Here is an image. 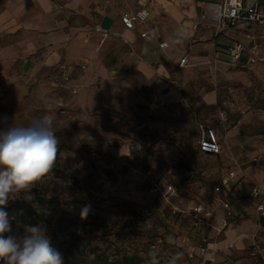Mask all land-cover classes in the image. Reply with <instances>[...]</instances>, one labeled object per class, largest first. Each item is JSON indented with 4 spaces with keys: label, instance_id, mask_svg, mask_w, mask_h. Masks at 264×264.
Masks as SVG:
<instances>
[{
    "label": "crops",
    "instance_id": "obj_1",
    "mask_svg": "<svg viewBox=\"0 0 264 264\" xmlns=\"http://www.w3.org/2000/svg\"><path fill=\"white\" fill-rule=\"evenodd\" d=\"M138 3L139 0H85L81 5L80 0L68 3L7 0L0 12V30L17 34L18 39L13 43L27 51L23 70L32 74L61 67L68 73L65 72L64 78L68 75L73 81V76L98 60L104 64L101 72L130 64L148 74L156 92L154 102L161 113L176 117L178 138L191 159L197 161L201 155L211 158L208 167L195 163L200 164L203 175L212 176V189L189 198L177 190L171 201L181 207L202 205L212 212L213 226L195 229L189 219L169 212L168 225L160 233L165 240L169 264H211L210 253L202 256L197 252L203 238L207 239L205 246L210 249L230 246L215 256L216 264L227 260L233 264H261L260 259L249 256L252 233L257 232L264 245V218L258 227L254 201L248 197L233 200L231 208L239 217L225 223L224 196L214 191L215 185L236 170L233 159L240 162L246 176L232 179L229 190L239 186L248 192L254 184L264 186V145H258L259 135L252 130L257 113L248 114V68L254 66L230 61L225 48L233 43L219 39L234 42L236 33L232 30L219 37H213V32L207 29L193 31L192 24L199 12L196 0H153L148 6L149 25L160 34L154 41L141 38L144 26L137 24L127 29L121 21V16L136 10ZM98 25L109 31L101 52L96 49L100 39ZM197 35L205 39L197 40ZM161 41L169 43L165 51L159 48ZM191 47L193 51L189 52ZM187 53L188 65L180 67L176 60ZM213 69L218 81L214 85L210 77ZM220 108L228 117L225 130H221ZM203 127L218 128L220 154L201 151L198 142Z\"/></svg>",
    "mask_w": 264,
    "mask_h": 264
},
{
    "label": "rangeland",
    "instance_id": "obj_2",
    "mask_svg": "<svg viewBox=\"0 0 264 264\" xmlns=\"http://www.w3.org/2000/svg\"><path fill=\"white\" fill-rule=\"evenodd\" d=\"M6 1L0 0V12ZM247 30H232L234 39L255 45L264 57V27L253 25ZM16 39L17 34L0 30V85L6 92L0 101V129L27 126L51 114L59 141L52 172L30 192V196L37 191L53 199V209L46 223L31 222L29 226H41L50 237L54 221L67 211L78 219L77 227L86 223V239L115 259L124 245H147L168 225L169 206L150 191V184L140 182L133 169H171V183L185 198L212 189V176L203 175L199 167H208L211 158L191 159L178 138L176 117L159 111L152 78L138 66L124 64L101 72L104 64L98 60L73 76V81L71 76L64 78L66 69L61 67L32 74L23 70L27 51L13 43ZM219 40L233 43L223 37ZM210 74L214 85L216 71ZM251 112L257 113L252 130L259 135L258 145H264V63L248 68V114ZM56 167L67 176V182L56 176ZM14 200L23 202L22 195ZM85 205H90V211L82 219ZM11 228L23 235L25 227Z\"/></svg>",
    "mask_w": 264,
    "mask_h": 264
},
{
    "label": "built area",
    "instance_id": "obj_3",
    "mask_svg": "<svg viewBox=\"0 0 264 264\" xmlns=\"http://www.w3.org/2000/svg\"><path fill=\"white\" fill-rule=\"evenodd\" d=\"M153 0H139L136 10L126 12L121 16V21L125 28L133 29L137 24L144 26L140 31L142 39L147 41H154L159 38L158 29L150 26L151 12L148 8L149 4ZM199 12L194 19L192 29L197 33L200 29H207L213 32V37H219L222 34H228L231 30L241 31L242 28H248L247 31H251L250 27L256 25L258 27H264V0H220L219 2H198ZM246 26V27H244ZM96 31L100 35L99 42L96 46L97 50H100L103 43L109 36V31L103 29L100 25L96 27ZM249 39H253L252 36H246ZM197 40H204L203 35H197ZM169 47V43L161 41L159 48L165 51ZM226 53L233 64H240L245 62L247 66H256L259 63H264V57L259 54V51L255 45H248L245 40L236 39L232 45L225 48ZM193 51L192 47L189 52ZM218 58V56H216ZM189 55L188 53L176 60V63L180 67L188 65ZM68 79V76H65ZM74 94L77 93L75 89ZM6 92L0 85V101L4 99ZM156 98V96H155ZM63 104V103H62ZM225 111L219 109V120L221 124V130H225L226 123L228 121ZM218 128L203 127L199 139V147L201 151L211 154H220L221 141ZM236 170L229 173L228 177L222 179L221 183L214 186V191L217 194L224 196L222 200V207L225 210V223L230 219L236 221L239 214L233 212L231 208V202L235 199H243L248 197L255 203V211L259 215L257 226L261 225V220L264 218V186L254 184L250 191L246 192L239 186L233 191L227 187L232 179L239 177L244 178L245 172L237 159H233ZM133 173L141 181L151 185L150 191L160 196L169 206V212L174 216L185 217L189 219L190 223L195 229L209 228L211 224L210 217L212 212L205 209L202 205L192 206H177L171 201L172 197L177 193V188L171 183L170 177L172 176V170L167 168L163 170H146L133 169ZM220 231V230H219ZM207 242L206 238L202 239V243L198 246L197 252L199 255H206L210 253L211 264H216L215 256L221 252L230 249V246L225 248H208L205 246ZM165 240L162 234L158 235L151 245L152 251H162L164 249ZM163 255L168 258V254L165 249L162 251ZM193 256V254H191ZM249 256L254 259H260V263L264 264V245L260 241L257 232L252 233L251 243L249 247ZM222 264H233L232 261H225Z\"/></svg>",
    "mask_w": 264,
    "mask_h": 264
},
{
    "label": "clouds",
    "instance_id": "obj_4",
    "mask_svg": "<svg viewBox=\"0 0 264 264\" xmlns=\"http://www.w3.org/2000/svg\"><path fill=\"white\" fill-rule=\"evenodd\" d=\"M53 122L45 114L27 126L0 129V264H63L44 228L25 226L23 235L13 233L5 210L21 195L30 200L32 188L52 172L59 153ZM89 211L85 205L81 218Z\"/></svg>",
    "mask_w": 264,
    "mask_h": 264
},
{
    "label": "trees",
    "instance_id": "obj_5",
    "mask_svg": "<svg viewBox=\"0 0 264 264\" xmlns=\"http://www.w3.org/2000/svg\"><path fill=\"white\" fill-rule=\"evenodd\" d=\"M55 170L56 176L67 182V176L58 167ZM174 185L176 186L175 183ZM67 188L71 190L73 186L67 185ZM31 197L29 200L22 195L23 202L11 200L7 205L5 210L13 228L23 229L31 222H47V214L53 209V199L37 191ZM78 225V219L67 211H62L54 221L49 238L52 247L62 255L63 264H169L168 258L162 254L164 249L152 251L150 248L158 235L147 245H124L121 253L111 259L99 246L93 245L91 239H86L83 231L86 223H83L82 228L77 227Z\"/></svg>",
    "mask_w": 264,
    "mask_h": 264
}]
</instances>
